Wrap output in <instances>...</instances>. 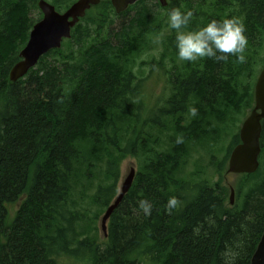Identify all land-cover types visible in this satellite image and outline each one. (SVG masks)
Here are the masks:
<instances>
[{"label": "trees", "instance_id": "trees-1", "mask_svg": "<svg viewBox=\"0 0 264 264\" xmlns=\"http://www.w3.org/2000/svg\"><path fill=\"white\" fill-rule=\"evenodd\" d=\"M37 1L0 0V264H249L264 231V120L259 167L238 176L232 205L224 179L239 143L232 125L253 106V67L264 61V0H139L121 14L100 0L60 49L11 82L41 18L30 17ZM74 1L50 3L63 11ZM172 8L193 11L185 30L240 18L246 61L178 60ZM143 64L165 74L167 93L152 104ZM227 136L207 169L192 160L200 147L218 153ZM127 158L136 174L102 237L97 221Z\"/></svg>", "mask_w": 264, "mask_h": 264}, {"label": "water", "instance_id": "water-1", "mask_svg": "<svg viewBox=\"0 0 264 264\" xmlns=\"http://www.w3.org/2000/svg\"><path fill=\"white\" fill-rule=\"evenodd\" d=\"M139 0H110L116 14H121ZM162 7L168 1L157 0ZM100 0H75L66 10L59 12L47 0H39L37 6L42 17L31 28L25 46L20 50V60L9 71V80L16 82L24 77L28 71L35 67L41 56L53 49H59L64 39L71 37L72 28L83 18L91 6L99 4ZM261 120H264V67L261 69L254 86V107L243 120L239 129L240 142L233 147L227 161L226 173L252 174L259 167L261 153L260 135ZM136 169L131 166L127 175L121 182L120 188L113 201L102 214L101 231L106 234L107 222L119 206L123 197L131 188ZM230 203H233L234 190L230 188ZM249 264H264V231L250 258Z\"/></svg>", "mask_w": 264, "mask_h": 264}, {"label": "clouds", "instance_id": "clouds-1", "mask_svg": "<svg viewBox=\"0 0 264 264\" xmlns=\"http://www.w3.org/2000/svg\"><path fill=\"white\" fill-rule=\"evenodd\" d=\"M192 10L172 8L167 13V26L175 31V49L180 61L195 62L203 58H215L217 61H227L228 58L244 63L248 38L245 35V25L238 17L212 19L203 26H197L193 30H185L193 18ZM160 35H163L161 33ZM190 113L195 116L196 108H191ZM177 143L182 142V137H177ZM177 203L176 198L169 197L168 207ZM138 207L144 214L151 213L152 205L148 200L141 199Z\"/></svg>", "mask_w": 264, "mask_h": 264}, {"label": "rangeland", "instance_id": "rangeland-1", "mask_svg": "<svg viewBox=\"0 0 264 264\" xmlns=\"http://www.w3.org/2000/svg\"><path fill=\"white\" fill-rule=\"evenodd\" d=\"M47 1L51 2V0H47ZM39 13H40V11L37 8L36 10H33L30 13V17L33 18V19L38 18ZM120 21H121V19L119 17L115 18V21H114L115 24L112 25V28L114 29L117 26V23L120 22ZM154 38H155V41L152 42V44L155 47H160V45H161V41H160L161 36L154 37ZM262 44L264 46V41L262 42ZM151 53L154 54L155 60L159 59V54L156 52V50H153V52H151ZM263 55H264V51H261L260 52V58ZM151 58H152V56L147 54V55L144 56L143 59H146L147 61H150ZM178 62L180 63V61H178ZM257 64H258V62H257ZM256 65H254V67H253V79L255 81L253 87L255 86V83H256L255 75H256V78H257L258 73H260L261 69L264 67V61H261V62H259V65H257V66ZM165 67H167L166 63H165ZM136 71L139 73V75L141 74L140 75L141 77H147L149 75L148 76L149 78L148 77H147L148 79L146 78V86H145V91L146 92L145 93L148 95V99L150 101V104L155 103L156 99H158L162 94L164 95L165 93H167L166 89L164 88V84L166 83L165 82V74L163 72L164 70H162V71H159V70L150 71V69L147 67V65L143 64V65H141V68H139ZM151 72H153V73H151ZM252 108H253V106L251 108H249L248 110H246V115H248L250 113ZM237 117H239V116H237ZM244 118L245 117L243 116L239 120V122L236 120L234 122V124L232 125L233 128H232L231 131L235 132L236 131V126L238 127V130H239ZM228 142L229 143L231 142L229 136L225 137L222 140L221 148H220V151L218 153L210 151L206 147H203V148L200 147L196 153H193L192 160L197 162L196 164H198L202 169L203 168L207 169L209 167L208 166V162H209V160L211 158L210 156L212 154H215V155L218 154L219 158L221 159L222 158L221 156L226 152V149L229 146ZM226 165H227V163H226ZM131 166H134L136 168V162H135L134 158H127V159H125L122 162L121 167H120V178H119L118 183H117V191L119 190L121 182L123 181L124 177L127 175V173L129 171V169L131 168ZM238 178H239L238 175L227 174L226 173V178L224 179V182L229 184L230 187H232V186H235V184L238 181ZM100 218H101V216L99 217V219L97 221V226H98L99 234L102 237H104V234L101 231Z\"/></svg>", "mask_w": 264, "mask_h": 264}, {"label": "bare ground", "instance_id": "bare-ground-1", "mask_svg": "<svg viewBox=\"0 0 264 264\" xmlns=\"http://www.w3.org/2000/svg\"><path fill=\"white\" fill-rule=\"evenodd\" d=\"M112 75V74H111ZM87 91V90H86Z\"/></svg>", "mask_w": 264, "mask_h": 264}, {"label": "flooded vegetation", "instance_id": "flooded-vegetation-1", "mask_svg": "<svg viewBox=\"0 0 264 264\" xmlns=\"http://www.w3.org/2000/svg\"><path fill=\"white\" fill-rule=\"evenodd\" d=\"M233 204V203H232Z\"/></svg>", "mask_w": 264, "mask_h": 264}]
</instances>
